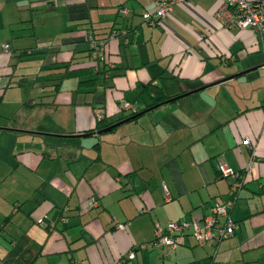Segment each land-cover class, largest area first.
Segmentation results:
<instances>
[{
	"label": "crops",
	"instance_id": "0c3cea01",
	"mask_svg": "<svg viewBox=\"0 0 264 264\" xmlns=\"http://www.w3.org/2000/svg\"><path fill=\"white\" fill-rule=\"evenodd\" d=\"M219 4L177 3L150 25L152 0H0V264H264V36L222 26ZM90 30L104 67L64 85L66 63L96 59ZM124 99L137 118L68 136ZM237 180L233 234L153 243L155 221L202 220Z\"/></svg>",
	"mask_w": 264,
	"mask_h": 264
},
{
	"label": "built area",
	"instance_id": "2783aa9c",
	"mask_svg": "<svg viewBox=\"0 0 264 264\" xmlns=\"http://www.w3.org/2000/svg\"><path fill=\"white\" fill-rule=\"evenodd\" d=\"M187 0H156L154 8L151 11L143 12L142 18L150 25L165 24L173 7L177 3H184ZM120 11L123 14L129 13V8L122 6ZM213 16L225 27L252 28L260 33L264 32V0H220V4L215 9ZM89 45L94 49V54L101 51L103 40L89 37ZM4 51L9 50L8 42L2 43ZM124 107L134 110L135 106L130 102H124ZM245 144H249L248 138L243 140ZM251 164H247L246 169H250ZM217 168L222 175L240 176L239 172H234L222 159L217 162ZM241 186L240 180L231 184L229 193L230 197L221 202H217L211 208V213L206 215L202 220H169L165 225L154 222L155 238L153 243H159L166 250L177 247L178 241L176 236L186 230H190L197 244L217 243L221 239L233 234L236 224L231 217L229 211L233 206V194ZM125 225L118 224L117 227L123 229ZM156 239V240H155ZM132 257V251L129 252ZM75 264H79L78 262Z\"/></svg>",
	"mask_w": 264,
	"mask_h": 264
},
{
	"label": "trees",
	"instance_id": "16d2710c",
	"mask_svg": "<svg viewBox=\"0 0 264 264\" xmlns=\"http://www.w3.org/2000/svg\"><path fill=\"white\" fill-rule=\"evenodd\" d=\"M153 1V3H154V1H156V0H152ZM122 7V6H121ZM127 7V6H126ZM250 28V27H249ZM250 29H252V28H250ZM252 30H254V29H252ZM255 32H257L258 34H259V36H261V38H262V36H264V32H262V33H260V32H258V31H256V30H254ZM89 37H93V38H96V39H100V40H103V42L105 43V38H98L97 36H95L94 34H93V32H91V30L89 31V33H87V38H88V40H89ZM104 46V45H103ZM103 48V47H102ZM89 50H90V55L91 56H93V58L95 57L96 59H91V65H88V67H86V68H82V67H71V66H69V64L68 63H66L64 66H63V70L61 71V72H59V73H61L63 76L65 75V76H69V77H79V75H81L82 73H91V72H95L96 70H99L98 69V67L99 68H101V67H104V66H99V64H100V61L102 60V57L103 56H101V54H102V50L99 52V53H97V54H94V49L92 48V47H90V45H89ZM73 64L75 63V62H72ZM101 65V64H100ZM52 68V67H51ZM96 73V72H95ZM79 81H78V83H86V82H89V81H91V80H94V79H86V80H81V79H78ZM56 85H60V81H58L57 83H56ZM78 88H80V87H78ZM165 98H167V96H163V97H161L160 99H157L156 100V103L154 104V105H159L162 101H164V99ZM173 97H168L167 99L169 100V99H172ZM128 100H126V99H124V100H122L121 101V108H120V110L118 111L119 113H122L121 115H120V117H117V118H113V119H109V118H106V116H103L101 119H97V121H96V124H95V126L94 127H92V128H89L88 130H85L82 134H77V135H72V134H69L68 136H71V137H78L79 135H86V134H89V133H92V132H94V131H96V129H97V131L98 132H103V131H108V130H113L114 128H116L117 127V125H119L120 123H122V122H120L119 124H117V122H119V121H122L123 119H125V118H128L127 120H125V121H128V120H132V119H135V118H137V113L139 112V111H141V110H139L138 111V109H136V107H135V109L134 110H129V109H127L126 107H124V105H123V103L124 102H127ZM129 102V101H128ZM131 103V102H130ZM97 109H99V107L97 108ZM142 110H145V108L144 109H142ZM127 112V113H126ZM124 122V121H123ZM111 125H113L110 129H107V130H105V128H107L108 126H111ZM95 129V130H94ZM218 171V170H217ZM136 172H137V170H136ZM135 172V170H133L131 173H136ZM133 176V175H132ZM235 222V221H234ZM189 235L190 234V236L191 237H193L192 236V234L190 233V230H186L185 232H183V233H178L177 234V236H176V240L178 241V245H177V247L176 248H174L173 250H176L177 248H179V246L181 245V244H183V241H182V237H184L185 235ZM155 238V233H154V237H153V239ZM156 240V239H155ZM193 240L195 241V243L197 244V242H196V240L193 238ZM150 244V243H149ZM162 246V245H161ZM132 251V250H131ZM132 253H133V251H132ZM133 255H134V253H133ZM210 259H202V260H198V261H196V262H191V263H186V264H210V262L211 261H209Z\"/></svg>",
	"mask_w": 264,
	"mask_h": 264
},
{
	"label": "rangeland",
	"instance_id": "374dc122",
	"mask_svg": "<svg viewBox=\"0 0 264 264\" xmlns=\"http://www.w3.org/2000/svg\"><path fill=\"white\" fill-rule=\"evenodd\" d=\"M74 82L77 83V79L74 78V77H71L70 79H67V81H65L64 85H66V84H67V85H68V84L71 85V84H73ZM197 246H198V245H197ZM199 246H200V245H199ZM159 247H161L162 250L164 249L165 251H167V250H166L164 247H162L161 245H159ZM204 247H205V246H204ZM200 248H201V247H200ZM132 251H133V250H132ZM144 252H145V254H144L143 256H144V258H145L146 260H148V259L150 258V256H149L148 254H149L151 251L148 253V251L145 250ZM133 253H134V251H133ZM128 256H129V255H128ZM133 256H134V255H133ZM133 256H132V257H133Z\"/></svg>",
	"mask_w": 264,
	"mask_h": 264
},
{
	"label": "water",
	"instance_id": "95a60500",
	"mask_svg": "<svg viewBox=\"0 0 264 264\" xmlns=\"http://www.w3.org/2000/svg\"><path fill=\"white\" fill-rule=\"evenodd\" d=\"M141 113H142V111L138 112L137 114H141ZM127 119H128V118H125V119H123L122 121L117 122V124H119L120 122H123V121H125V120H127ZM112 126H113V125L108 126L107 128H105V130L110 129Z\"/></svg>",
	"mask_w": 264,
	"mask_h": 264
}]
</instances>
